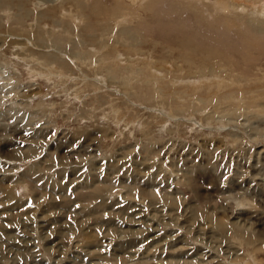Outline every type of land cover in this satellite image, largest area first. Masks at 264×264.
Wrapping results in <instances>:
<instances>
[{
  "label": "rangeland",
  "instance_id": "obj_1",
  "mask_svg": "<svg viewBox=\"0 0 264 264\" xmlns=\"http://www.w3.org/2000/svg\"><path fill=\"white\" fill-rule=\"evenodd\" d=\"M264 0H0V264H264Z\"/></svg>",
  "mask_w": 264,
  "mask_h": 264
},
{
  "label": "bare ground",
  "instance_id": "obj_2",
  "mask_svg": "<svg viewBox=\"0 0 264 264\" xmlns=\"http://www.w3.org/2000/svg\"><path fill=\"white\" fill-rule=\"evenodd\" d=\"M264 7V6H263Z\"/></svg>",
  "mask_w": 264,
  "mask_h": 264
}]
</instances>
